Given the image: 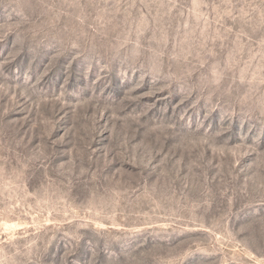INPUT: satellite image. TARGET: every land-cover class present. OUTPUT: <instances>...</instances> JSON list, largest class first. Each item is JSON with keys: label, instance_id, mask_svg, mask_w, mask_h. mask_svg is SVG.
Masks as SVG:
<instances>
[{"label": "rangeland", "instance_id": "rangeland-1", "mask_svg": "<svg viewBox=\"0 0 264 264\" xmlns=\"http://www.w3.org/2000/svg\"><path fill=\"white\" fill-rule=\"evenodd\" d=\"M0 264H264V0H0Z\"/></svg>", "mask_w": 264, "mask_h": 264}]
</instances>
